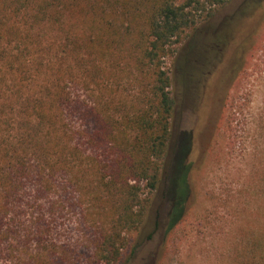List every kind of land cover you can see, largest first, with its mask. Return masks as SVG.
<instances>
[{
    "label": "trees",
    "instance_id": "1",
    "mask_svg": "<svg viewBox=\"0 0 264 264\" xmlns=\"http://www.w3.org/2000/svg\"><path fill=\"white\" fill-rule=\"evenodd\" d=\"M229 2L0 0V264L66 263L55 225L77 187L97 213L95 264H119L138 233L136 252L163 201L167 230L181 221L192 135L173 122L208 86ZM248 236L242 264H264V232Z\"/></svg>",
    "mask_w": 264,
    "mask_h": 264
},
{
    "label": "rangeland",
    "instance_id": "2",
    "mask_svg": "<svg viewBox=\"0 0 264 264\" xmlns=\"http://www.w3.org/2000/svg\"><path fill=\"white\" fill-rule=\"evenodd\" d=\"M245 2L230 0L217 12L211 31L225 37L217 65L201 78L205 92L197 90L192 104L177 108L174 133L192 135L184 215L167 230L169 208L163 201L140 229L142 246L132 253L135 233L119 264H242L244 238L264 232V0L244 14ZM169 65L178 94L179 70L175 61ZM27 187L32 196L33 183ZM73 194L81 204L75 200L76 208L58 216L54 241L69 256L64 264H95L97 230L91 224L97 213L90 216L87 193L77 187ZM28 217L22 219L27 223Z\"/></svg>",
    "mask_w": 264,
    "mask_h": 264
}]
</instances>
